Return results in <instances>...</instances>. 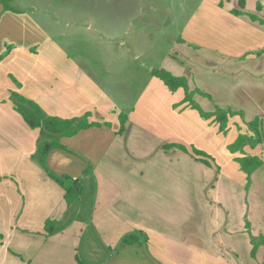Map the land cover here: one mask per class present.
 I'll list each match as a JSON object with an SVG mask.
<instances>
[{
  "label": "crops",
  "instance_id": "crops-1",
  "mask_svg": "<svg viewBox=\"0 0 264 264\" xmlns=\"http://www.w3.org/2000/svg\"><path fill=\"white\" fill-rule=\"evenodd\" d=\"M22 1L12 0L17 7L20 3L26 6L16 11L6 9L0 0V23L11 20L7 29L26 28L29 23L37 26L31 19V5ZM257 1L245 0L242 9L238 0H199L173 40L166 62L150 69L135 101L126 107L122 133L121 110L111 119L93 117L117 106L116 102L73 59L68 56L47 75L29 82L16 61L19 57L38 59L43 48L21 37L0 38V54L8 49L0 61V264H48L46 260L36 262L48 238L45 222L53 220L60 204L66 202L64 187L32 158L39 129L28 126L14 109L11 92L6 90L8 85L15 90L5 75L8 71L17 73L24 88H31L30 99L47 114L71 118L90 112L89 120L102 124L61 137L66 150H52L47 163L53 172L70 179H77L91 166L98 190L103 189L100 181L104 180L113 191L107 204L111 222L145 233V242L127 247L148 251L159 264H264V244L257 250L260 258L256 255V262L245 225L249 219L252 230L254 223L264 226V216L258 213H264V162L251 174L246 188V174L233 159L241 154L227 149L239 133L237 126L230 125L226 134L220 133L213 117L203 118L188 101L183 102L182 87L171 91L153 74L164 68L184 77L189 91L210 94L212 99L197 92L192 96L205 112H213L216 106L230 107L243 112L242 118L233 119H241L243 130L251 133L244 122L256 116L263 117L264 128V23L247 15L264 20V0H259L260 10ZM233 9L246 14H234ZM33 45L38 53L30 52ZM64 66H72V74L64 75ZM83 78L88 86L82 83ZM61 80L70 82L76 93L88 96L89 102L74 109L52 105L53 90ZM35 96L44 98L43 102ZM166 144L208 153L214 159L212 166L197 160L200 155L165 148ZM244 151L264 159V142L254 148L245 146ZM259 233L264 236V231ZM119 257L120 253L108 261L84 264H140L128 258L115 263Z\"/></svg>",
  "mask_w": 264,
  "mask_h": 264
},
{
  "label": "rangeland",
  "instance_id": "rangeland-1",
  "mask_svg": "<svg viewBox=\"0 0 264 264\" xmlns=\"http://www.w3.org/2000/svg\"><path fill=\"white\" fill-rule=\"evenodd\" d=\"M198 1L24 0L22 1L24 4L31 5V19L37 26L29 23L26 28L22 26L10 30L6 28V24L11 20L5 19L0 23V38L21 37L20 39L38 43L39 47L43 48L38 59L23 60L18 56L16 64L27 81L44 77L57 63L65 61L69 56L81 70L98 81L100 88L116 102L117 106L113 105L109 110L100 111L93 117L111 119L116 111L121 110L124 113L126 107L133 104L148 79L150 69L166 62L165 56L173 40L180 35L186 16L191 13ZM6 6L16 11L26 8L21 3L18 7L15 6L12 0H8ZM35 47L37 45H33L30 52L38 53L33 49ZM64 68V75L72 74V66ZM5 73L11 79L10 86L15 87V90H12L8 85L9 88L6 90L16 91L31 98L29 96L31 88L23 87L24 83L17 73L13 71ZM67 77L69 76L65 78ZM82 83L88 86L86 78H83ZM89 89L94 91L92 93L96 92V88ZM96 96L97 94L92 98L95 99ZM80 97L82 98L79 99ZM36 98L43 102L44 98ZM88 102V96L84 97L82 92L76 93L70 82L62 80L57 89L53 90L50 101L52 105L71 106L73 109ZM237 122L242 124L238 117ZM87 168L89 174L82 171L77 178L83 186L80 193L77 197L71 194L70 201H66L65 204L62 202L60 209L55 213L53 221L57 227L54 226L52 232L46 233L48 236L46 244L36 262L42 263L46 260L48 264L98 263L96 261L101 262L102 259L108 261L110 256L120 253L115 263L128 258L140 264H159L158 259L153 258L148 251L140 250L144 254L140 255L139 248L134 251L136 248H129L123 242L124 236L133 230L122 223L111 222L107 204L113 191L109 190L104 180L100 181L103 189L98 190V181L93 175L92 168L91 166ZM258 213L264 216L262 210ZM245 225L250 243L259 242L263 235L259 232L264 231V226L254 223L253 230L257 235L253 233L249 219ZM260 245L262 244L257 246L256 255ZM257 256L260 258V255ZM255 260L257 262V257Z\"/></svg>",
  "mask_w": 264,
  "mask_h": 264
},
{
  "label": "trees",
  "instance_id": "trees-1",
  "mask_svg": "<svg viewBox=\"0 0 264 264\" xmlns=\"http://www.w3.org/2000/svg\"><path fill=\"white\" fill-rule=\"evenodd\" d=\"M7 1L8 0H1V3H5L4 7L6 9H10L6 6ZM238 4L240 8L243 9L245 7V0H238ZM220 5H222V2L220 3ZM256 8L257 10L261 9V4L259 0L257 1ZM231 12L237 15L246 14L244 11L238 9H233ZM247 15L253 21H259L260 23H264V20L260 19L255 14L247 13ZM7 53L8 49L5 53L0 54V61ZM153 74L159 79H161L171 91H175L178 88L182 87L185 92L183 102L188 101L189 105L192 108L196 109L203 118L210 119L213 117V121L218 124V130L220 133L226 134L230 128V125L232 124L237 126L239 133L236 139L231 144L227 145V149L231 153L239 152L241 154L238 156H234L233 159L239 164L240 170L246 174L244 186L248 188L251 182V174L262 166L264 159L262 156L246 154L244 151V147L249 146L251 148H254L255 146L264 142V130L262 120L263 117L256 116L253 120L249 122H244L247 128L251 130V133H249L248 131L243 130L242 126L239 123H237L236 121H232V119H234V117L236 116L242 118V111H236L231 109L230 107L222 108L216 106L213 112H205L198 104L193 101L192 96L194 93L197 92L209 99H212L210 94L203 93L199 89L189 91L187 81L184 77L175 76L170 71L164 68L155 69L153 71ZM14 81L16 82L15 79ZM10 99L14 104V109L21 115L27 125L32 128L39 129V136L37 138L36 149L35 152L32 154V158L47 172L51 179H53L55 182L65 188L66 193L64 195V198L66 201H70L71 194H73L74 197H77L83 187L81 181L78 179H70L67 175H59L53 172L47 163V157L49 153L54 149L66 150V148L60 143L61 137L73 136L82 129L100 126L102 124L98 121H90V112H85L83 115L74 116L71 118H63L57 115L47 114L37 102L23 96L22 94L16 91L11 92ZM119 119V133H122L124 130V124L127 119V115L124 113H119ZM104 125L110 126V123L104 122ZM171 147H177L183 152L190 154L193 157V154L200 155L201 157L195 158L210 167L212 166L211 160L214 161L213 157L210 156L208 153H205L195 147H192V152H190L185 146L181 144L165 145V148ZM88 171L89 169L85 168L83 172L84 174H89ZM54 226V221L51 219H47L45 222V231L48 233L52 232ZM145 241V233L139 230H133L131 233L124 236L123 239V242L126 244H139ZM252 244L253 246L251 249V255L255 258L257 246L259 244H264V237L262 236L259 242L252 241Z\"/></svg>",
  "mask_w": 264,
  "mask_h": 264
}]
</instances>
